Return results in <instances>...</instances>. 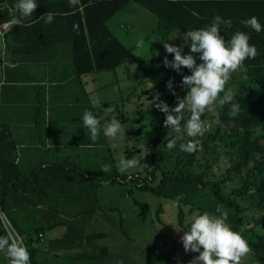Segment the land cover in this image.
<instances>
[{"label": "trees", "instance_id": "16d2710c", "mask_svg": "<svg viewBox=\"0 0 264 264\" xmlns=\"http://www.w3.org/2000/svg\"><path fill=\"white\" fill-rule=\"evenodd\" d=\"M15 2L16 0H0V7L3 8L0 10V26L11 18L10 11ZM130 2L138 3L157 17L155 32L170 43H173L170 40L172 34L180 32L185 35L189 29L204 28L215 15H220L226 21L221 25V35L226 40L240 30L249 33L250 43L257 46L259 54L255 59H247L244 62L246 71L241 70L245 81L235 93L240 105L238 115L230 117L229 105H223L216 129L207 137L199 139V150L191 154H178L174 167L168 170H164L161 164L162 150L167 144V134L171 135L169 138L176 137L171 129L164 127L165 113L156 108L161 113V119L157 136L151 145L152 169L147 170L142 178V185H137V181L135 183L142 191L175 201L182 226L186 208L190 214L205 211L215 213L217 205H223L228 211V223L248 242L250 249L259 252L255 261L261 262L264 234L244 228L249 223L246 209L264 214V31L256 33L251 28H246L241 21L256 16L264 25V0H80L76 7H71L69 0H37L39 7L33 16L5 33L7 52L11 55L23 53L41 40L38 43L42 44V48H50L56 41L66 39L72 48L73 69L78 77L93 72L115 71L134 58L147 81L152 84V89L160 94V99L170 107H175L173 94L167 83L172 80L176 91L181 86L182 75L163 65L164 57L167 55L172 60L174 54L166 53L163 47L161 51L152 53L150 58H137L133 49L126 46L109 28L108 22ZM47 11L55 14L51 23L37 19ZM189 43L186 40L178 45L184 47L185 54L189 52ZM181 71L184 75L191 74L187 68H182ZM150 97L153 98V95ZM184 117L185 120L188 118ZM220 143H225L229 149L231 166L224 178L214 181L207 177V172H196L192 168L200 153H215V146ZM15 149L16 145L8 128L0 129L1 199L6 212L7 198L22 177L15 164ZM67 165L69 163L55 164L59 168ZM71 166L66 175H57L68 179L66 185L69 188L64 190L59 187L58 191L67 196L72 206L66 212L67 219L61 222L66 228L64 235L48 243L51 259L43 257V237L53 227L42 225L22 230L16 221L12 222L7 212L31 253V264H58L60 259L102 261L112 255L108 247H98L96 244L107 235L102 232L87 234L86 229L100 210L97 191L101 184L127 182L128 176L95 174L76 164ZM159 171L161 178L156 183ZM237 178L240 185L229 191V183ZM53 183L55 189V184L58 186L60 182L52 180ZM181 194L183 198L178 202L176 198ZM243 201H247L248 205L245 206ZM134 202L142 208L143 220L146 221L149 204L137 200ZM160 214L161 209L157 212V219L162 222ZM120 223L123 229L122 215ZM0 235L5 233L0 230ZM162 261L183 264L176 251L154 253L146 262L133 264H160Z\"/></svg>", "mask_w": 264, "mask_h": 264}, {"label": "rangeland", "instance_id": "374dc122", "mask_svg": "<svg viewBox=\"0 0 264 264\" xmlns=\"http://www.w3.org/2000/svg\"><path fill=\"white\" fill-rule=\"evenodd\" d=\"M117 19L129 22L130 28L124 30L126 33L131 32L129 38H123V43L133 49V53L137 58H150L152 53L161 51L164 47L161 36L154 32L157 28V17L136 2H130L117 15ZM116 19V18H114ZM110 27L114 30L112 21ZM143 39V47H137V42ZM172 40V39H171ZM174 40V39H173ZM172 40V41H173ZM175 41V40H174ZM199 63V59L197 58ZM128 71H131V79L122 77V81L115 82L116 75L114 71H105L104 77L107 81V87L100 93V100L106 102V106H100L94 112V115L101 122V125L117 116L123 124L126 125L125 135L121 134L117 140L113 141L103 135L101 131L98 139L92 142L95 148L84 151L82 154L75 155L77 162L85 170L104 175H126L134 176L139 174L144 177L147 170L152 169V141L157 136L161 113L156 110L153 105L156 90L152 89V84L147 81L142 69L134 58L127 65ZM128 74V72L125 70ZM128 76V75H127ZM118 79V77H117ZM245 76L239 71L234 78L229 80L225 85L226 88H232L234 93L238 92ZM178 96L186 95L182 86L176 91ZM153 95V98L150 97ZM223 93H221V96ZM173 104H176L177 97L172 96ZM222 105L217 100L210 105L202 119L207 121V131L203 136L195 139L207 137L216 129V122L220 114ZM111 109L112 111H109ZM188 117V113L184 114ZM102 125V126H103ZM171 133V132H169ZM177 138L176 146L169 150L166 146L162 150L161 164L164 170L172 169L178 154H187L178 147L182 143H186L188 137L180 136L172 131ZM169 136H171L169 134ZM136 155L140 161L136 168L130 169L127 173L122 174L117 168V162L126 157L131 159ZM230 152L225 143L215 146V153L203 151L198 155L197 163L193 166L196 172H207V177L217 181L225 177L226 171L230 168L229 162ZM104 164L110 166L108 172H102L101 167ZM210 167V168H209ZM161 172H158L159 182ZM155 185V184H154ZM240 185L239 178L229 183V191ZM100 210L94 215L87 226L86 233H105L107 237L98 240V247H108L111 251V257L102 261H70L60 259L58 264H133L144 263L154 253H169L176 251L183 264L188 262L198 253L185 252L180 237L183 231L188 227L187 220L192 214L188 213V208L183 218V226L179 223L178 205L175 201L157 196L152 192L142 191L136 187L134 181L101 184L98 191ZM135 200L148 203L150 210L146 221L143 220L142 208L135 204ZM245 206L247 201H243ZM161 209L160 219H157V212ZM123 217V229L121 228L120 217ZM246 215L249 223L245 226L246 230H255L264 234V214L256 213L246 209ZM175 227V228H174ZM54 234L49 233L48 243L51 239H55ZM50 238V239H49ZM45 241V242H46ZM44 242V244H45ZM43 244V245H44ZM61 254V253H60ZM259 256V252L250 249L246 257H243L241 264H264V254L261 256V262L255 261ZM44 259H51V254L44 253ZM160 264H172L162 261Z\"/></svg>", "mask_w": 264, "mask_h": 264}, {"label": "crops", "instance_id": "0c3cea01", "mask_svg": "<svg viewBox=\"0 0 264 264\" xmlns=\"http://www.w3.org/2000/svg\"><path fill=\"white\" fill-rule=\"evenodd\" d=\"M116 15L110 20L114 30L110 21L109 28L121 40L129 38L131 32L124 31L130 28L129 22L117 19ZM2 25L0 129L7 127L11 134L16 145L15 164L22 175L7 198V212L22 230L42 225L53 227L44 235V244L49 233L57 239L66 231L61 222L67 219L66 212L72 203L58 191L59 187L69 188L66 185L68 179L57 175H66L71 164L83 168L75 155L95 148L87 138L88 130L83 125L82 116L85 110L94 114L99 105L106 106V102L100 100V93L109 83L103 79L105 71L82 77L75 75L72 48L66 39L56 41L50 48H42L38 43L41 40L23 53L9 54L5 39L7 32L3 31ZM14 27L11 26L9 31ZM170 40L175 45L186 41L180 32L172 34ZM128 63L114 71L117 80L113 81L114 84L122 81V77L131 79ZM81 144L85 146L80 147ZM64 163L69 165L55 166ZM52 180L60 182L58 186L55 184V189ZM43 249L48 253L47 241ZM0 264H8L3 253H0Z\"/></svg>", "mask_w": 264, "mask_h": 264}, {"label": "clouds", "instance_id": "9594fccd", "mask_svg": "<svg viewBox=\"0 0 264 264\" xmlns=\"http://www.w3.org/2000/svg\"><path fill=\"white\" fill-rule=\"evenodd\" d=\"M69 4L71 7H76L80 4V0H69ZM38 7L37 0H16L10 11L11 18L3 27L9 28L23 24L24 20L33 16ZM54 15L47 11L37 19L51 23ZM224 23L226 21L220 15H215L208 26L187 30L185 40L190 41L188 54L184 53V47L163 41L166 53L174 54L172 60H169L166 55L163 65L175 69L182 75L181 86L186 95L178 96L173 87V81L169 80L167 87L177 97L176 106L170 107L160 99L159 93L155 94L153 105L165 113L164 127L166 129L190 138L186 143L179 145L181 151L190 154L200 148V142L195 138L203 136L208 130L207 121L202 119V116L210 105L218 100L222 106L229 105L230 117L238 115L240 105L236 101L235 93L232 88H226L225 85L234 73L246 71L244 62L247 59H255L259 54L257 46L250 43L251 37L245 31L237 30L226 40L221 35V25ZM241 24L256 33L264 31V25L256 16L242 20ZM143 44V39H140L137 47H143ZM182 68H187L191 74L184 75ZM221 93H223L222 96ZM109 111L112 110L109 109ZM185 112L188 113L186 120ZM82 121L88 130L87 138L91 142L98 139L101 131L105 137L113 141L117 140L121 134L125 135L126 125L115 115L102 126L92 111L85 110ZM165 139L169 150L176 146V138H169L167 134ZM82 146L85 144L80 145ZM139 163L135 155L131 159L122 157L116 166L124 174L136 168ZM109 170L108 164L101 167L102 172ZM182 198L181 194L176 199L179 202ZM215 213L193 212L187 220L188 227L184 230H176L183 231L180 240L185 252L198 253L188 264H241L242 258L250 252L248 242L228 223V211L223 205H217ZM0 253L4 254L8 264H31V253L19 234L0 235Z\"/></svg>", "mask_w": 264, "mask_h": 264}, {"label": "built area", "instance_id": "2783aa9c", "mask_svg": "<svg viewBox=\"0 0 264 264\" xmlns=\"http://www.w3.org/2000/svg\"><path fill=\"white\" fill-rule=\"evenodd\" d=\"M4 25V24H3ZM2 25V29L4 32H8L10 30L9 28H5ZM142 176H140L139 174H136L134 176H128V180L129 181H137V185H142L143 181H142ZM151 179V178H149ZM0 230L3 231L5 233V235L7 234H11L13 236H16L18 233V231L16 230V228L14 227V225L12 224V222L10 221L7 212L5 211V209L3 208V203H2V199H1V185H0ZM20 237H22L19 234ZM40 237H43L42 235H40ZM24 242V240H23ZM25 244V242H24Z\"/></svg>", "mask_w": 264, "mask_h": 264}, {"label": "water", "instance_id": "95a60500", "mask_svg": "<svg viewBox=\"0 0 264 264\" xmlns=\"http://www.w3.org/2000/svg\"><path fill=\"white\" fill-rule=\"evenodd\" d=\"M3 43H4V41H3V35L0 34V51H2V49H3Z\"/></svg>", "mask_w": 264, "mask_h": 264}]
</instances>
